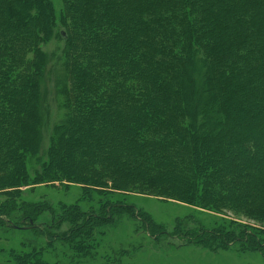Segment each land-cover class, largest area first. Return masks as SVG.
Segmentation results:
<instances>
[{
	"label": "trees",
	"instance_id": "trees-1",
	"mask_svg": "<svg viewBox=\"0 0 264 264\" xmlns=\"http://www.w3.org/2000/svg\"><path fill=\"white\" fill-rule=\"evenodd\" d=\"M61 2L0 0V228L88 253L125 214L165 231L125 200L90 213L22 199L28 185L78 183L105 198L135 191L228 211L239 220L178 219L175 233L264 258V0ZM51 104L62 117L44 161ZM42 210L50 225L37 223ZM43 249L13 260L48 264Z\"/></svg>",
	"mask_w": 264,
	"mask_h": 264
},
{
	"label": "rangeland",
	"instance_id": "rangeland-1",
	"mask_svg": "<svg viewBox=\"0 0 264 264\" xmlns=\"http://www.w3.org/2000/svg\"><path fill=\"white\" fill-rule=\"evenodd\" d=\"M54 2L59 10L62 6L61 0ZM58 45L61 44L53 41L48 45V50L56 51ZM57 108L56 104H51L49 123L43 135L44 150L41 156L44 161L48 156L51 127L61 121L62 117V111ZM236 160L232 158V161ZM28 169L33 177L34 170L39 169L36 159L31 160ZM21 189L22 199L28 203L51 204L55 208L77 204L90 213L101 208L107 200L113 202L125 200L137 209L149 213L156 223L165 227V231L152 236L148 230H145L141 219H131L125 214L117 222L118 224L100 228V232L92 242L94 246L88 253L78 251L70 240L55 242L48 247L45 239L34 230L20 229L22 228L20 226L11 228L5 225L0 228V264H15L13 253L34 247H44V259L48 264H264V258L260 253L241 252L238 245L228 250L214 251L208 247L190 244L185 235L175 233L178 219L187 221L192 218L206 227L221 224L222 221L229 224L233 219H238L228 211L218 213L204 210L177 200L163 199L135 191L114 192L105 198L104 191L93 190L88 194L84 192L82 184L78 183L70 185L58 184V182L55 185L42 183ZM5 200L6 196L0 193V205ZM52 215L50 211L42 210L37 223L49 222L50 225L52 217L54 218ZM244 219L247 222L248 218Z\"/></svg>",
	"mask_w": 264,
	"mask_h": 264
},
{
	"label": "water",
	"instance_id": "water-1",
	"mask_svg": "<svg viewBox=\"0 0 264 264\" xmlns=\"http://www.w3.org/2000/svg\"><path fill=\"white\" fill-rule=\"evenodd\" d=\"M62 34H63V36H65V33L64 32H62Z\"/></svg>",
	"mask_w": 264,
	"mask_h": 264
}]
</instances>
